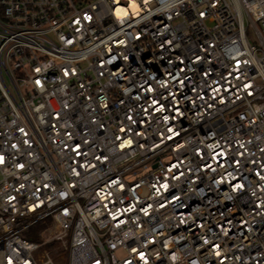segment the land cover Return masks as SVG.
I'll return each instance as SVG.
<instances>
[{
	"label": "built area",
	"instance_id": "1",
	"mask_svg": "<svg viewBox=\"0 0 264 264\" xmlns=\"http://www.w3.org/2000/svg\"><path fill=\"white\" fill-rule=\"evenodd\" d=\"M0 264H264V0H0Z\"/></svg>",
	"mask_w": 264,
	"mask_h": 264
},
{
	"label": "rangeland",
	"instance_id": "2",
	"mask_svg": "<svg viewBox=\"0 0 264 264\" xmlns=\"http://www.w3.org/2000/svg\"><path fill=\"white\" fill-rule=\"evenodd\" d=\"M131 178H132V177H131ZM144 193H146V191H145Z\"/></svg>",
	"mask_w": 264,
	"mask_h": 264
}]
</instances>
